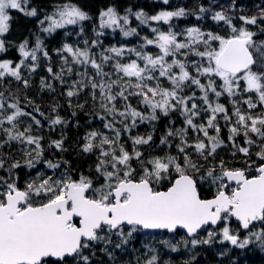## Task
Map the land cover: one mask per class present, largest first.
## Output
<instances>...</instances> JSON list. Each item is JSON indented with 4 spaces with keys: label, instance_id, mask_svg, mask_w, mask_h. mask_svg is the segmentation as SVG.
<instances>
[{
    "label": "snow or ice",
    "instance_id": "1",
    "mask_svg": "<svg viewBox=\"0 0 264 264\" xmlns=\"http://www.w3.org/2000/svg\"><path fill=\"white\" fill-rule=\"evenodd\" d=\"M162 2L168 4L169 0ZM257 7L256 14L238 17L239 27L229 15L230 10H235V0L229 8L221 6L214 11L211 19L223 22L230 30L221 35L198 26L176 32L170 21L189 14L183 7L154 15L128 8L121 15L115 7L108 6L99 11V27L93 28L96 39H86L83 48L64 42L55 49L62 67L59 72H53L51 66L46 70L52 79L66 85L64 95L69 105L72 97L88 88L94 103L99 104L95 116L107 131L86 132L80 145L84 153H98V186L83 174L73 179L67 170L59 177L37 172L23 188L18 185L16 172L21 167L34 169L43 162L48 169L60 168V162L42 160V137L32 134V124L39 127L41 122L21 107L20 89H11L13 80L27 89L30 81L24 70L34 73L41 57L50 60V54L36 35L31 47L27 39L17 45L19 62L0 59V88L4 89L0 91V133L4 137L0 139V149L15 142L23 152L22 160L0 152V170L7 173L0 176V264H92L95 245L103 244L101 251L112 259L109 249L113 237L118 241L114 248L123 249L144 230H183L186 235L175 244L161 241L172 252L180 246L191 245L194 249L214 241L227 242L237 249L255 245L264 252V40H257L258 33L250 30V26H257L264 34V7ZM12 10L28 18L39 15L36 7H30V0H0V53L7 51L9 42L3 37L10 31ZM209 11L199 7L200 16ZM130 16L148 26L152 35L141 37L134 47L102 48L98 37L104 29L118 28L124 37L139 35L137 28L128 26ZM90 19L79 5L64 0L44 13L38 27L41 33L51 35L67 26H80L79 36L84 32L83 22ZM150 22H163L168 30ZM149 46L157 51H147ZM97 47H101L98 58L92 51ZM125 58L127 62H123ZM106 65H111L112 71H105ZM77 67L83 71H76ZM73 73L77 79L68 83L65 75L70 78ZM40 85L42 90H54L44 77ZM223 96L228 97L231 112L220 103ZM132 98L144 110L133 106ZM25 101L33 105L27 97ZM56 107L52 106L53 113ZM33 110L43 115L38 106ZM173 112L183 118L182 126L175 127L170 121L160 144L171 148L172 140H178L175 153L145 158L140 146L149 145L153 135L133 136V129ZM22 117L32 120L23 131L18 129ZM47 119L51 127L67 123L58 114ZM221 119L228 129L231 161L216 159L218 149L227 146L221 138ZM125 134L131 141V151L122 142ZM241 135L243 146L236 143ZM53 146L64 151L63 138L52 140L49 147ZM254 146L258 148L255 160ZM238 154H242L244 166H230ZM203 183L214 188L211 198L201 197ZM233 219L237 222L235 228ZM241 230L246 235L241 236ZM202 231L206 236H200ZM144 247L152 253L144 264H158L157 250L147 244ZM226 254L227 250L219 253Z\"/></svg>",
    "mask_w": 264,
    "mask_h": 264
},
{
    "label": "trees",
    "instance_id": "2",
    "mask_svg": "<svg viewBox=\"0 0 264 264\" xmlns=\"http://www.w3.org/2000/svg\"><path fill=\"white\" fill-rule=\"evenodd\" d=\"M124 2L128 7H130L133 10L137 9H153L155 6L158 5H164L168 7H172L175 9L178 8H185L188 11V15L184 16V18H178V21L181 23L182 21H196V22H203L206 20L209 14H211L213 11L220 10L221 6L224 8H229V6L232 4V0H169L168 4H164L162 0H92L91 4L89 5V15L91 16V24L94 27L98 29L99 27V20H98V14L101 9H105L108 6L115 7L118 12V3ZM131 5L133 7H131ZM204 6L205 8H210L211 11L204 14L203 16L199 15V7ZM257 6L264 7V4L261 3V0H235V10L229 11V15L233 16V23H240L241 21L238 19L240 15H254L258 11ZM30 7H36L38 9L39 15L37 17L32 18L33 20H36L38 17L43 16L44 13L50 12L52 10V4L50 3V0H30ZM138 7V8H137ZM223 23V22H222ZM86 22L83 24L85 25ZM90 24V22H89ZM262 25H264V22H261ZM76 29L79 28V26H74ZM68 30V29H66ZM63 29H58L54 33H52L49 36H43L44 33L38 32V25L31 24L29 26V29L25 32L23 37H21L20 42L27 39L29 41V46L31 47L34 42L36 35H39L42 39L44 46L47 44L46 49L49 50V47L52 44H55L56 37L59 35V33H63ZM138 31V30H137ZM210 31V30H209ZM257 40H264V34H260L259 31H256ZM94 33V32H93ZM121 33L113 32L112 29H104L103 35L99 36L98 39L101 42L102 48H107L112 45L116 46H128V44L118 43L119 42V35ZM95 35V33H94ZM97 37L95 36V39ZM51 42V43H49ZM55 46V45H54ZM101 47L93 48L92 51H101ZM125 59L123 60V62ZM111 68V65H106L105 68ZM30 81V86L27 89H24L22 84L12 81L11 82V89L12 91H15L17 88L20 89L19 96L21 101V107H24L25 111L32 112L33 115L36 117V119L40 120L41 126L40 130V136L42 137L41 145L43 148V156L50 160H55L53 162H60V168L57 169L61 172H65V170L68 171V174L73 176V179H79L80 175L83 174L93 180V182H97V175H93L92 171L95 170L96 162L94 160V153H84L80 149V145L84 143L83 137L86 133V122L91 117L95 116V111L98 108H95V106L90 102H83L78 96H74L71 98V106L69 105V98L64 95L66 89L63 85H61L60 81L52 79V85L54 90H48V89H41L39 86V83H35L36 80L34 77L27 75L25 76ZM8 80H5L4 83L8 84ZM0 91H4L3 88H0ZM7 95V93H5ZM25 97H27L28 100L33 101L32 106H28L25 101ZM53 99L51 100V98ZM131 103L133 106L139 107L137 104V99L132 98ZM56 105V112L53 113L51 111V108L53 105ZM83 104L84 107L80 108L77 107L78 105ZM231 112V104L229 103V99L227 96H225V99H223V103ZM38 106L40 109V112L43 113V115H40V113L35 112L33 109L34 107ZM246 108V105L243 106ZM260 109L258 108L257 111ZM73 112H75V115H73ZM61 116L64 120L67 121L66 124L57 125L54 127H51L48 122V117H55V115ZM170 121L174 122L175 127L182 126L183 118L180 116L178 112H174L170 114L169 116L165 117L161 115L160 119L149 124L147 129L144 130L145 133L149 132L153 135V140L149 145H143L142 152L144 153L145 158L148 157V155L157 150H163L165 152H172L175 153V144L178 143V140H172V147L169 148L167 145H161L160 144V138L164 133L166 132L167 128L170 127ZM222 132H221V138L226 142L227 146L226 151L227 154H229L230 158L229 161L233 160V157L231 156V143L228 142V129L224 126V122L221 119L220 120ZM138 131H141V125L138 124L136 127ZM61 135V136H60ZM56 137V138H55ZM63 138V147L64 151H60L56 149L54 146L49 147V144L52 140H58ZM171 139V138H170ZM255 139V137H253ZM122 142H124L122 140ZM244 137L243 135L239 136L236 140L237 144H240L243 146ZM7 146V147H6ZM2 149H0V152H3L5 154H9L12 156L13 160H17L16 154H17V146L14 143H11V145H6ZM13 146V147H12ZM15 146V147H14ZM74 146L77 148L75 149ZM79 147V148H78ZM4 149V150H3ZM75 149V150H73ZM10 150V151H9ZM80 150V151H78ZM73 151V152H72ZM258 151L257 147L252 148V159L255 160L256 157L254 153ZM78 154V156L76 155ZM55 155L58 157L56 158ZM84 155V156H83ZM80 156V157H79ZM86 156V157H85ZM89 156V157H88ZM75 157V158H74ZM77 157V158H76ZM55 158V159H54ZM59 158V160H58ZM97 159V158H95ZM242 154H238L235 158V163L230 166L235 167H241L244 166L242 164L243 161ZM63 161H67L68 163L65 164ZM34 169H29L27 167H21L17 170L16 175L19 181L18 185L23 188L25 183L29 180H31L35 175H33V172L36 168H39V164L36 165ZM133 166L135 167L136 164L133 162ZM54 172L55 170L52 169ZM27 174V175H26ZM7 175L6 172L0 170V176ZM24 177L26 178H22ZM26 175V176H25ZM25 182V183H24ZM23 183V184H22ZM165 186H167V181L164 183ZM200 195L202 198L209 197L210 190H207L200 186ZM233 222V221H232ZM149 232H141L138 234H135L133 239L129 242V244L123 248V249H115L114 244L116 243L113 239V246L109 249L113 252V258L110 259L109 256L101 251V248L99 245H95L94 251L95 256H100V260L98 263L101 264H144V262L152 255L150 251H148V256L145 254L142 256H135L138 251L139 247L141 249H145L144 245L142 244L143 238L142 235H146ZM153 233H159L157 231ZM181 233L180 230L175 232V234ZM246 233L244 231H241V235H245ZM150 247L155 248L151 243L148 244ZM156 249V248H155ZM157 250V249H156ZM183 250V251H182ZM157 254L159 256L158 264H165V261H170L171 264H184V261L190 260L191 264H264V252H262L257 246L250 245L246 249H240L239 252H229L228 256H210L211 251L208 249L207 245H201V248L195 249L192 251L191 255L187 256V250L185 247L180 246L179 250L177 252H172L168 248H164L163 250L159 251L157 250ZM195 257L194 260H192V257ZM180 261V262H179ZM179 262V263H178Z\"/></svg>",
    "mask_w": 264,
    "mask_h": 264
},
{
    "label": "rangeland",
    "instance_id": "3",
    "mask_svg": "<svg viewBox=\"0 0 264 264\" xmlns=\"http://www.w3.org/2000/svg\"><path fill=\"white\" fill-rule=\"evenodd\" d=\"M92 0H71V2L79 5L82 9H84L85 11L89 12V5L91 4ZM64 0H50V3L52 4V7L56 4L59 3H63ZM118 9H119V13L121 15L125 14V10L130 8L128 7L124 2L122 3H118ZM133 10V9H132ZM139 10H143L145 13H147L148 15H154L157 12L161 11V10H176L175 8L172 7H168V6H164V5H158L155 6L153 9H137V10H133V11H139ZM214 12V11H213ZM212 12V13H213ZM211 14L208 15V17L206 18L205 21L203 22H196L193 20L190 21H182L181 23L178 21V18H173L170 23L173 26V29L176 32H181L183 29L190 27V26H198L200 27L202 30L205 31H213V32H217L221 35H226L230 30L228 29L227 25H225L224 23L220 22L217 23L215 21H213L211 19ZM10 15L13 17L12 21L10 22V31L9 33H7L3 38L9 42L7 45V51L5 53H0V59H11L14 62H19L20 56L19 53L17 52V45L20 43V39L21 37L24 36L25 32L27 31V29H29V26L31 24H33L35 22V24L38 25V20L41 19L43 16L38 17L36 20H33L32 18H28L25 17L23 14L19 13L16 10H12L10 12ZM179 18H184V17H179ZM86 22L85 25H83ZM83 22L82 27L84 29V32L82 35L77 36V33L80 31V26L78 29H76L74 26H67L65 29V31H63V33H59V35L56 37V43L53 44V47L50 46L49 50H47L50 54V60L44 59L43 57H41L40 61H39V67L36 69V71L32 74H29L27 72V70H24L23 74L24 76L30 75L32 77L35 78L36 83H39L40 85V80L41 77H44L46 81L50 82L52 84V76L51 74H49L47 72V67L51 66L53 68V72H59L61 67H62V60L60 58L59 55H57V53L55 52V49L60 48L62 46V44L64 42L73 44V45H77L81 48L84 47V41L87 39L89 42H91L92 39H95V35H94V31H93V26L91 24V20H88ZM90 22V24H89ZM152 24V26H156L159 27L161 30L163 31H167L168 30V25L164 24L163 22H150ZM237 27L240 26L241 22L239 23H234ZM129 27H134L137 28L139 35L137 36H130V37H124L122 34L119 35V42L118 43H123V44H128L127 47H134L137 46L138 43L141 42V37L143 36H151L152 33L150 31V28L148 26H144V25H140L139 21L136 20L135 16H130L129 19ZM68 29V30H66ZM250 30L252 31H258V27L257 26H250ZM38 32H40L39 27H38ZM65 32L69 33V35H65ZM113 32H117V33H121L120 30L117 28L115 30L112 29V33ZM43 36H49L48 34H43ZM181 39L183 37H180ZM55 45V46H54ZM47 47V44L45 45V48ZM147 51L149 52H156L157 49H155L152 46H149ZM100 51H94V53L97 54V58H98V53ZM132 58H135L134 56ZM194 58V57H193ZM127 62V59L125 58V61ZM105 71H112V68H108L106 67L104 69ZM76 71H83V68L81 67H77ZM89 74H93L92 70L89 69ZM77 76L75 75V73H73V75L69 78L67 76V74L65 75V80L68 83H71L72 80H76ZM39 80V81H38ZM66 89V85H63ZM118 90V89H117ZM91 89H85L83 92H81L78 95V98H80L83 102H90L92 103L95 108H99V104L98 103H94V101L91 98ZM185 94H189L187 91ZM197 95H199V92L197 91ZM223 99H225V96L220 98V103H223ZM118 107L120 106L119 103L117 105ZM135 106V105H134ZM139 107H141V110H144L142 108V106L139 105ZM174 113V112H173ZM172 114V113H171ZM161 117V116H160ZM200 121L198 120L197 123H199ZM29 124H32V120L30 117H22L18 120V129L23 131V129L25 127H27ZM151 123H142L141 125V131H138L136 128L133 129L132 131V135H144L146 136L147 134H149V132L145 133L144 130L147 129L148 125ZM100 130V131H104L106 132L107 130L103 129L102 127V122L97 118V117H91L89 120H87L86 122V132L90 131V130ZM41 130L40 127H37L35 124H32V134L33 135H39L40 136ZM189 135H192V133L190 132ZM3 134L0 133V139H3ZM122 140L124 141L126 147L128 148L129 151H131L132 149V144L131 141L128 139L127 134H125L122 137ZM14 144H16L17 146V154H16V159L22 160L23 159V152L20 150L21 146L18 145L15 142H12ZM140 151L143 150V146H140ZM165 151L157 149L153 152H151L148 156L150 155H161L163 154ZM20 155V156H19ZM96 155V156H95ZM97 155L98 153L95 152L94 153V160L95 162H97ZM230 155L227 154L226 148L222 147L220 149H218L217 152V156L216 159L219 160L220 158H224L225 160H228L230 157ZM55 157L57 158L58 156L55 155ZM55 159V158H54ZM42 160H50L48 158H46L45 156L42 157ZM52 161V160H51ZM55 161V160H53ZM41 166L38 169H35L33 172V175H36L37 172H42L46 175H55L56 177H59L61 175V171L59 170H55L54 172L52 171V169H48L45 167L43 162L38 163ZM93 175H97L96 171L93 170L92 171ZM71 176V175H70ZM73 178V176H71ZM166 182V181H165ZM164 182V183H165ZM94 186H98V181L94 183ZM203 188L210 190L209 193V197H211L214 193V188H210L208 183H203L201 185ZM89 195H91V193H89ZM233 221V222H232ZM231 221L232 227L235 228L237 227V223L234 222V220ZM220 227H223V224L220 225ZM257 227H259V225H257ZM242 231V230H241ZM186 234L184 232L181 233H167V232H162L160 231L159 233H153V232H149L146 235H142L143 238V242L142 244H149L151 243L157 250L161 251L165 248V246L161 243V241L163 240H170L173 244H175L177 241H179L181 239V237L185 236ZM246 235V234H245ZM200 236L204 237L206 236V232H200ZM243 236V235H241ZM115 242H118L116 240L115 237H113ZM100 247H103V244H97ZM208 249L211 251L210 256H220L219 253L221 251H225L227 250V254L225 256H228V253L230 252H234L237 253L240 251V249L234 248L233 246H231L230 244H228L227 242H225L224 244H220L218 241H214L211 245H207ZM95 248V247H94ZM93 248V250H94ZM201 248V245L196 246L194 249L191 247V245L188 246V248H186L187 250V256L191 255L192 251H194L195 249H199ZM183 251V250H182ZM146 255L148 256V251L145 249H141L139 247V251L135 256H142V255ZM100 260V256H95L92 257V264H101L98 263V261ZM220 264H225V263H220Z\"/></svg>",
    "mask_w": 264,
    "mask_h": 264
},
{
    "label": "bare ground",
    "instance_id": "4",
    "mask_svg": "<svg viewBox=\"0 0 264 264\" xmlns=\"http://www.w3.org/2000/svg\"><path fill=\"white\" fill-rule=\"evenodd\" d=\"M126 4H127V3H126ZM131 7H133V6L131 5ZM137 8H138V7H137ZM87 22H88V21H87ZM25 34H26V33H25ZM49 43H51V42H49ZM51 46H52V44H51ZM38 81H39V80H38ZM35 83H36V82H35ZM52 99H53V97L51 98V100H52ZM53 100H54V99H53ZM60 136H61V135H60ZM55 138H56V137H55ZM6 147H7V146H6ZM12 147H13V146H12ZM14 147H15V146H14ZM74 148L77 149L75 146H74ZM78 148H79V147H78ZM75 149H73V150H75ZM3 150H4V149H3ZM9 151H10V150H9ZM78 151H80V150H78ZM10 152H12V151H10ZM10 152H9V153H10ZM72 152H73V151H72ZM9 153H8V154H9ZM76 155L78 156V154H76ZM19 156H20V155H19ZM83 156H84V155H83ZM95 156H96V155H95ZM79 157H80V156H79ZM85 157H86V156H85ZM88 157H89V156H88ZM74 158H75V157H74ZM76 158H77V157H76ZM19 160H20V158H19ZM58 160H59V158H58ZM39 166H40V164H39ZM36 167H37V166H36ZM36 169H38V168H36ZM26 175H27V174H26ZM26 175H25V176H26ZM3 176H4V175H3ZM18 178H19V177H18ZM22 178H25L24 175H23ZM19 180H20V179H19ZM19 180H18V181H19ZM25 180H26V178H25ZM24 183H25V182H24ZM22 184H23V183H22ZM179 262H180V261H179ZM179 262H178V263H179Z\"/></svg>",
    "mask_w": 264,
    "mask_h": 264
},
{
    "label": "water",
    "instance_id": "5",
    "mask_svg": "<svg viewBox=\"0 0 264 264\" xmlns=\"http://www.w3.org/2000/svg\"><path fill=\"white\" fill-rule=\"evenodd\" d=\"M207 198H211V197H207ZM233 220H235V219H233ZM147 231H165V232H168L167 230H144L143 232H147ZM181 231H183V230H181Z\"/></svg>",
    "mask_w": 264,
    "mask_h": 264
}]
</instances>
